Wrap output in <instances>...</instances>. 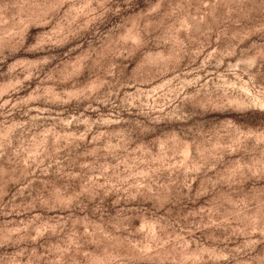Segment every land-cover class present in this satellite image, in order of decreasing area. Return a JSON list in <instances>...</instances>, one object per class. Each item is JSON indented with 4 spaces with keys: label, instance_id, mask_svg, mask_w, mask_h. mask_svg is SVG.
<instances>
[{
    "label": "rangeland",
    "instance_id": "rangeland-1",
    "mask_svg": "<svg viewBox=\"0 0 264 264\" xmlns=\"http://www.w3.org/2000/svg\"><path fill=\"white\" fill-rule=\"evenodd\" d=\"M0 264H264V0H0Z\"/></svg>",
    "mask_w": 264,
    "mask_h": 264
}]
</instances>
